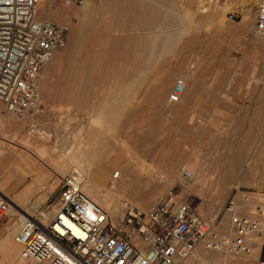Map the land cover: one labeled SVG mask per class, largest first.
Here are the masks:
<instances>
[{
    "label": "rangeland",
    "instance_id": "1",
    "mask_svg": "<svg viewBox=\"0 0 264 264\" xmlns=\"http://www.w3.org/2000/svg\"><path fill=\"white\" fill-rule=\"evenodd\" d=\"M259 1H44L41 17L69 31L39 77V112L20 119L0 103V156L12 160L0 164V192L28 216L51 212L75 169L84 193L117 215L120 200L148 211L177 187L210 227L204 252L186 264H255L264 236V103L261 118L232 128L223 101L226 63L242 32L254 31ZM178 80L185 89L172 104ZM102 167L122 173L94 175ZM18 209L0 218V264H33L20 260L13 240ZM244 217L258 227L238 240L235 220Z\"/></svg>",
    "mask_w": 264,
    "mask_h": 264
},
{
    "label": "built area",
    "instance_id": "2",
    "mask_svg": "<svg viewBox=\"0 0 264 264\" xmlns=\"http://www.w3.org/2000/svg\"><path fill=\"white\" fill-rule=\"evenodd\" d=\"M44 1L0 0V103L16 118L39 112L40 74L64 47L69 31L66 24L39 17ZM254 25L256 37H263L264 0L257 4ZM183 89L184 81L178 80L168 101L178 103ZM120 211L112 219L85 195L72 170L60 181L57 208L21 218L14 241L21 259L34 264H186L210 231L177 187L149 211L124 200ZM8 214L9 203L0 193V218ZM257 227L245 217L235 220L236 238ZM255 264H264V237Z\"/></svg>",
    "mask_w": 264,
    "mask_h": 264
},
{
    "label": "crops",
    "instance_id": "3",
    "mask_svg": "<svg viewBox=\"0 0 264 264\" xmlns=\"http://www.w3.org/2000/svg\"><path fill=\"white\" fill-rule=\"evenodd\" d=\"M239 38L240 42L237 46V51L235 50L232 53L235 55V58L232 56L230 58L232 60L231 63H226V67L230 69L231 75L225 87L227 94L223 101L227 105L224 108L225 117L230 122L232 128L241 127V120L244 118L254 120L261 118V111H259L258 105L264 103V41H259L254 31L251 30L242 32V36ZM249 104L253 105L251 107L253 112L250 114L248 113V109H250ZM5 119L6 116L5 118L4 116H0V124L3 127L7 124V120ZM254 149H263V147ZM8 156L10 154H2L0 156V164L12 161ZM15 164L21 168V164ZM9 174L16 176L17 180L23 181L24 177L18 174L16 170H11ZM11 194L10 196H15L14 191ZM12 202L19 208L14 201ZM25 214H27L26 211L21 209L20 215H22V218L25 217ZM8 222H11V220Z\"/></svg>",
    "mask_w": 264,
    "mask_h": 264
},
{
    "label": "bare ground",
    "instance_id": "4",
    "mask_svg": "<svg viewBox=\"0 0 264 264\" xmlns=\"http://www.w3.org/2000/svg\"><path fill=\"white\" fill-rule=\"evenodd\" d=\"M43 7V6H42ZM41 7V8H42ZM40 13H41V11H40ZM40 13H39V17L40 18H42L41 17V15H40ZM43 19V18H42ZM46 20V19H45ZM50 20V19H49ZM58 24V23H57ZM259 40H262V39H264V36L263 37H261V38H259V37H257ZM66 43V42H65ZM65 46V45H64ZM64 48V47H63ZM47 66V65H46ZM45 69V68H44ZM43 69V70H44ZM41 75V74H40ZM183 81V80H182ZM39 89H41V85H40V83H39ZM174 87V86H173ZM184 89H185V83H184ZM184 89H183V92H184ZM183 92H182V95H183ZM39 93H40V90H39ZM181 95V96H182ZM24 118V116H22L20 119H23ZM6 120V119H5ZM4 125V124H3ZM113 165H117L116 163L114 164L113 163ZM72 170H75V169H72ZM77 173H78V175H79V177H80V180H81V188H82V179H81V176H82V173H80L79 171H77V170H75ZM87 172V171H86ZM185 172V171H184ZM184 172H182V177L184 178V177H188L189 176V173L187 172V175H185L184 174ZM122 172H120V170H118V169H116V167H113L111 170H109V169H106L105 167H102V168H97L96 170H94V175H99V176H108V178L109 177H111L110 175H118V174H121ZM113 177V176H112ZM83 191V190H82ZM84 192V191H83ZM1 193V192H0ZM86 193H88V192H86ZM86 195V194H85ZM87 196V195H86ZM112 196H110V197H108L107 198V200L109 201V198H111ZM154 197H155V194L152 196V198L150 199V201H149V203H145L144 204V206H148V205H150V204H152V202L154 201ZM7 198V197H6ZM89 198V197H88ZM91 199V198H90ZM104 199H106V198H104ZM92 200V199H91ZM7 201H8V203H9V206H10V210H12V211H10V213H12V212H15V210H13V209H18L17 208V206H15V204L11 201V200H9L8 198H7ZM124 201H126V200H124ZM95 202V201H94ZM120 202H121V200L119 201V205H118V210H119V213L117 214V215H114L113 213H111V212H108L109 213V215H110V217L112 218V219H118L119 217H120V215H121V211H120ZM128 202V201H127ZM96 203V202H95ZM106 203V202H105ZM109 203V202H108ZM130 203V202H129ZM132 204V203H131ZM99 205V204H98ZM132 205H134V204H132ZM100 206V205H99ZM135 206V205H134ZM136 208H138L137 206H135ZM153 208V207H152ZM151 208V209H152ZM139 210H141L140 208H138ZM19 211H21L20 209H18ZM150 210V209H149ZM148 210V211H149ZM141 211H143V210H141ZM144 212H146V211H144ZM25 217H28V214H25ZM17 231H18V229H17ZM263 232V228H260V230H259V232L257 231V233H258V235H256V237L257 236H260L261 235V233ZM17 233V232H16ZM16 233L14 234V236H13V240H14V237H15V235H16ZM207 236H208V234H207ZM207 236H206V238H207ZM264 237V236H263ZM205 238V239H206ZM204 239V240H205ZM263 239V238H262ZM204 240H202L199 244H198V246L196 247V249H198L199 250V253H203L204 252V246H205V243H207V242H205L204 244H203V246L202 247H200L201 245V243L204 241ZM262 241V240H261ZM15 242V241H14ZM254 244V246L256 247V245H258L257 243H256V241H255V243H253ZM17 245V244H16ZM200 245V246H199ZM18 246V245H17ZM19 247V246H18ZM20 248V247H19ZM195 249V250H196ZM195 253V252H194ZM193 253V254H194ZM20 260L21 261H24V260H22L21 259V256H20ZM24 262H26V261H24ZM27 262H29V261H27ZM32 263V262H31ZM34 264V263H33Z\"/></svg>",
    "mask_w": 264,
    "mask_h": 264
}]
</instances>
